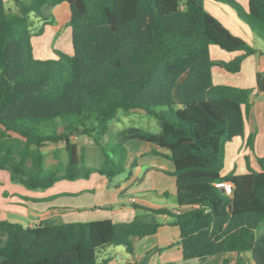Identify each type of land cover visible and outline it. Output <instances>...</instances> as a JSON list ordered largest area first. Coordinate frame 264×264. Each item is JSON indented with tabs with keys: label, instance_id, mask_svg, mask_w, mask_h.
Returning <instances> with one entry per match:
<instances>
[{
	"label": "trees",
	"instance_id": "16d2710c",
	"mask_svg": "<svg viewBox=\"0 0 264 264\" xmlns=\"http://www.w3.org/2000/svg\"><path fill=\"white\" fill-rule=\"evenodd\" d=\"M234 11L264 43V0H210ZM0 0V170L28 190H44L60 180L108 179L130 175L128 140L166 149L173 164L179 214L144 209L159 220L110 219L23 226L0 220V264H106L98 253L135 242L162 224L180 232L182 258L250 253L264 264V171L222 175L224 146L244 134L250 90L214 84V67L240 71L257 50L232 34L204 8V0ZM66 2L71 53L53 49V58L34 57L31 38L54 22L49 9ZM39 24L37 28L32 27ZM238 54L210 57V46ZM264 51V50H263ZM264 91V72L255 75ZM141 110L159 131L122 128L116 141L103 142L118 111ZM89 137L101 153L97 168L85 165L72 137ZM63 144L54 168L44 165L43 147ZM260 164L264 158L259 159ZM232 184L226 195L214 186ZM134 208L137 206L133 205ZM226 264V260L222 262Z\"/></svg>",
	"mask_w": 264,
	"mask_h": 264
},
{
	"label": "crops",
	"instance_id": "0c3cea01",
	"mask_svg": "<svg viewBox=\"0 0 264 264\" xmlns=\"http://www.w3.org/2000/svg\"><path fill=\"white\" fill-rule=\"evenodd\" d=\"M3 1L6 3L9 0ZM236 1L245 8L246 0ZM205 3L204 0V7ZM209 3L214 2L210 1ZM220 6L221 9H226L224 5L220 4ZM228 13H231L234 22L238 25V27H233V30L237 32L235 34L246 40L255 49L262 51V53L256 52L246 57L242 61L240 71L236 73H229L219 67H214L211 71L212 82L222 84L215 83L213 77L217 75L218 79L221 78L223 71L241 76L244 65L250 63L251 70L248 74L247 83H244L245 79L241 78L239 83L228 84L250 90L249 108L244 118V134L241 138H234L224 146L222 175L227 173L240 175L247 173L248 167L257 172L264 171V163L260 164L259 162V159L264 158V91H258L255 84L256 73L264 72V43L243 22L235 18L236 14ZM51 14L54 22L46 25L41 35L31 38L33 55L39 59L52 58L54 56L52 46L56 42L64 47L66 53H71V38L69 40V38H65L66 36L55 33L51 43L47 39L50 26L60 30L57 25L58 21L69 22L68 4L62 2L54 6L51 8ZM61 41H64L63 44ZM227 54V57L212 59L227 61L238 53ZM215 70L217 71L216 74H214ZM72 141L76 142L78 147L82 149L83 159L84 147H93L91 146L92 140L86 136L72 137ZM129 143L133 147H130ZM125 144L128 148L129 158L136 157V165L131 170L130 175L123 172L112 179H108L94 172L86 179L57 181L53 186L44 190L27 189L29 192L19 188L12 192L4 190L3 195L8 198L7 204L17 207L14 212H8L9 217L14 222H24V226L28 227L38 224L52 225L100 219H110L111 221L116 219L115 222L132 219L163 222L165 216H154L145 212L144 209H166L171 212L177 209L174 196L175 179L172 175L174 168L172 162L166 157L169 152L166 149L136 139L128 140ZM46 149L51 151L53 156L51 163L53 165L58 163V159L54 156L56 150L59 151L62 164H65L66 153L63 144H47L43 147L44 165ZM86 155H88V157L85 156L87 160L92 159L91 153ZM16 191H19L18 196ZM132 199H134L133 202ZM133 205L137 208H134ZM130 206L133 208L132 210ZM106 258L108 259L106 264H222L224 260H226V264H255L250 253L235 252L184 260L181 253L179 229L176 226L166 224H162L155 234L136 241L133 253L126 252L121 245L108 246L102 249L98 253V261Z\"/></svg>",
	"mask_w": 264,
	"mask_h": 264
},
{
	"label": "rangeland",
	"instance_id": "374dc122",
	"mask_svg": "<svg viewBox=\"0 0 264 264\" xmlns=\"http://www.w3.org/2000/svg\"><path fill=\"white\" fill-rule=\"evenodd\" d=\"M205 10L210 12L211 15H213L218 21L221 22V24L226 27L229 31L231 29V33L236 35L235 30H233V27H238V25H236V22H234V19L231 15V13L228 12H232L234 15V11H232L231 9H229L228 7H224L226 9H221L222 7L220 6V4L217 3H209L210 1L205 0ZM208 2V3H207ZM212 4V5H211ZM213 6V7H212ZM223 6V5H222ZM5 7L6 9L10 10V11H15V6L12 2V0H9L8 2L5 3ZM220 8V9H219ZM229 10V11H227ZM49 12L51 13V9H49ZM235 18L237 19L236 15ZM57 25L59 26L60 30L56 29V27H52L50 26L49 28V34H48V42L50 41V43L53 41V36L55 33H59L61 36L64 35L66 36L65 38H71V34H70V27L68 22L66 23H62L60 21L57 22ZM37 26H39V24H36L32 27V30L35 31V29L37 28ZM59 31V32H57ZM238 36V35H236ZM239 37V36H238ZM241 38V37H240ZM243 39V38H242ZM244 40V39H243ZM246 41V40H244ZM64 41H61V43L63 44ZM71 43V40H70ZM60 43L56 42L54 43V45L52 46L53 49L61 51V52H65L64 47L59 45ZM65 46V45H63ZM209 53L211 58H218V57H227L228 56V52H225L223 50H221L220 48H218L217 46L212 45L209 48ZM54 57V56H53ZM52 57V58H53ZM251 68H250V63L245 64L243 67V75H232L226 72H222L221 74L223 75L221 78L218 79V76L215 75V77H213V81L215 83H222V84H233V83H239L238 81H240V79L244 78L245 82L247 83V79H248V74L250 72ZM215 72H217L216 70L214 71V74H216ZM118 120L113 121L110 123L109 126V131L108 134L105 135L102 138L103 142H107V141H116L117 140V134L118 132L122 129V128H128V127H137V128H141V129H145V130H149L151 132H157L159 131V126L158 123L155 119L149 117L148 115H146L143 111L141 110H133L127 113H124L123 111L119 110L118 111ZM81 143V142H79ZM130 145V143H129ZM87 146V145H86ZM91 147H84V163L85 165L89 166V167H96L97 165H100L99 163L101 162V153L99 148L94 145L91 144ZM130 147H133V145L131 144ZM91 153V160H87L85 158V156L88 157V155L86 154H90ZM53 160V156L51 154V151L49 149L45 150V166L48 168H54L55 165H53L51 163V161ZM61 171L63 168V164L61 162V165L59 166ZM16 187H13L15 186ZM16 188L22 189L25 192H29L24 186L14 183L10 180L9 178V173L5 170H0V220H5L8 222H14L12 220V218L9 217L8 212L9 211H13L15 209H17V207L15 205H11V204H7L8 198L5 197L3 195V191L7 190L8 192H12L13 190H18ZM18 192V194H16L17 196L19 195V191H16V193ZM35 192V191H34ZM12 202V200H11ZM129 207V206H128ZM130 209L132 210L133 208L130 206ZM116 219L113 220V222H115ZM16 223H20L24 226V222H16Z\"/></svg>",
	"mask_w": 264,
	"mask_h": 264
},
{
	"label": "built area",
	"instance_id": "2783aa9c",
	"mask_svg": "<svg viewBox=\"0 0 264 264\" xmlns=\"http://www.w3.org/2000/svg\"><path fill=\"white\" fill-rule=\"evenodd\" d=\"M214 186L218 189H221L222 192L226 195H230L232 193V184L228 181L219 180V181L214 183ZM131 201L133 202L134 199H132ZM179 212H180V210H178V209L173 210L174 214H179Z\"/></svg>",
	"mask_w": 264,
	"mask_h": 264
},
{
	"label": "water",
	"instance_id": "95a60500",
	"mask_svg": "<svg viewBox=\"0 0 264 264\" xmlns=\"http://www.w3.org/2000/svg\"><path fill=\"white\" fill-rule=\"evenodd\" d=\"M220 191L222 192V190L220 189Z\"/></svg>",
	"mask_w": 264,
	"mask_h": 264
}]
</instances>
